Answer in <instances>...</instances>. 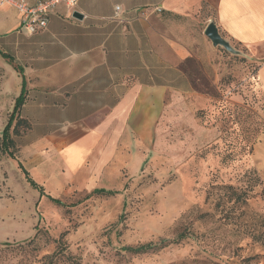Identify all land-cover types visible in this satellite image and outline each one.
<instances>
[{
    "label": "rangeland",
    "instance_id": "obj_1",
    "mask_svg": "<svg viewBox=\"0 0 264 264\" xmlns=\"http://www.w3.org/2000/svg\"><path fill=\"white\" fill-rule=\"evenodd\" d=\"M230 45L238 53L212 46L202 50L208 61L187 60L192 90L170 101L154 138L119 150L93 176H68L59 160L26 174L15 142L14 157L0 148L10 221L20 227L19 240L0 243V264H264V99L258 64ZM231 151L244 155L231 160ZM149 243L146 253L125 249Z\"/></svg>",
    "mask_w": 264,
    "mask_h": 264
},
{
    "label": "crops",
    "instance_id": "obj_2",
    "mask_svg": "<svg viewBox=\"0 0 264 264\" xmlns=\"http://www.w3.org/2000/svg\"><path fill=\"white\" fill-rule=\"evenodd\" d=\"M1 1L0 93H12L0 94V113L9 108L0 122L7 123L23 93L17 115L30 129L14 142L25 171L39 164L44 171L59 160L68 176H93L119 150L145 148L170 101L192 90L185 62L208 61L202 50L212 47L204 35L210 22L258 64L264 99V0H79L75 11L57 6L47 27L31 35ZM2 181L0 243L19 240L20 229L10 221L15 216Z\"/></svg>",
    "mask_w": 264,
    "mask_h": 264
},
{
    "label": "trees",
    "instance_id": "obj_3",
    "mask_svg": "<svg viewBox=\"0 0 264 264\" xmlns=\"http://www.w3.org/2000/svg\"><path fill=\"white\" fill-rule=\"evenodd\" d=\"M23 102H24V94L21 93V95L15 100L12 113L9 116V119H8L7 123L5 124L3 131H2V134H1V142H0L1 151L4 153H7V155H9L10 157H14L13 150H12L14 148V140L11 137L10 130L12 131V134L14 136L18 137V136L23 135L24 133H26L30 129V124L26 120L19 118V116L17 115L22 104H23ZM255 141H256V137H254V138L251 137L248 139V141H247L248 145L245 146L246 148H248L247 154L251 153V149H252V146L255 143ZM242 155H244V154L232 153V151H231V152H229V154L226 155V157L231 159V160H235L237 156L241 157ZM18 164H19L20 168L23 170V172L28 174L24 170V168L21 166V164L20 163H18ZM27 181L29 182V184L32 188L37 189L40 192L41 196H46L53 203H55L57 205H62V203L59 200L52 198L49 195H45L44 189L40 185L35 183L33 180H31L28 177V175H27ZM91 193L94 195H108V196L114 194V192L109 191V190H105V189H94ZM179 237H180L179 239H182L181 237H183V236H179ZM179 239L174 240V243L179 241ZM153 248H154V246L151 243H149V244L141 245L137 248H125V249L130 251V252L136 253V254H141V253H146V252L152 250Z\"/></svg>",
    "mask_w": 264,
    "mask_h": 264
},
{
    "label": "built area",
    "instance_id": "obj_4",
    "mask_svg": "<svg viewBox=\"0 0 264 264\" xmlns=\"http://www.w3.org/2000/svg\"><path fill=\"white\" fill-rule=\"evenodd\" d=\"M2 3L13 7L20 14L19 29L25 34H34L44 30L49 22L51 14L59 5L65 6L67 9L76 10L79 0H38L30 2L28 0H2ZM160 12V9H156ZM121 8L115 7V18H120ZM146 11H142L140 16L145 17Z\"/></svg>",
    "mask_w": 264,
    "mask_h": 264
},
{
    "label": "water",
    "instance_id": "obj_5",
    "mask_svg": "<svg viewBox=\"0 0 264 264\" xmlns=\"http://www.w3.org/2000/svg\"><path fill=\"white\" fill-rule=\"evenodd\" d=\"M72 17L76 19H82V16L77 12H74ZM204 35L209 39L213 47H222L228 52L234 54L238 53L231 47L230 43L220 35L216 25L213 22H210L207 25Z\"/></svg>",
    "mask_w": 264,
    "mask_h": 264
}]
</instances>
